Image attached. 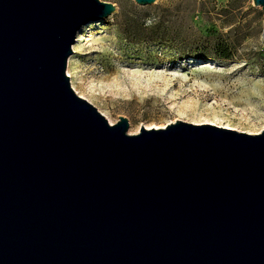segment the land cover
<instances>
[{"label":"water","instance_id":"water-1","mask_svg":"<svg viewBox=\"0 0 264 264\" xmlns=\"http://www.w3.org/2000/svg\"><path fill=\"white\" fill-rule=\"evenodd\" d=\"M115 11L0 0V264H264V131L131 135L73 90L78 34Z\"/></svg>","mask_w":264,"mask_h":264},{"label":"rangeland","instance_id":"rangeland-1","mask_svg":"<svg viewBox=\"0 0 264 264\" xmlns=\"http://www.w3.org/2000/svg\"><path fill=\"white\" fill-rule=\"evenodd\" d=\"M102 1L116 11L82 28L67 74L110 124L126 117L131 135L176 121L264 131V11L253 0Z\"/></svg>","mask_w":264,"mask_h":264},{"label":"bare ground","instance_id":"bare-ground-1","mask_svg":"<svg viewBox=\"0 0 264 264\" xmlns=\"http://www.w3.org/2000/svg\"><path fill=\"white\" fill-rule=\"evenodd\" d=\"M77 39H78V37H77ZM68 75L70 76L69 72H68ZM72 86H73V84H72ZM73 88H74V86H73ZM218 116H219V115H218ZM215 117H216V116H215ZM215 120H216V119H215ZM221 121H222V120H221ZM211 124L216 125V124L213 123V122H211ZM217 125H219V124H217ZM222 127L227 128V129H231V130L235 129L234 126H232V125H230V124H228V125H226V126H222Z\"/></svg>","mask_w":264,"mask_h":264},{"label":"trees","instance_id":"trees-1","mask_svg":"<svg viewBox=\"0 0 264 264\" xmlns=\"http://www.w3.org/2000/svg\"><path fill=\"white\" fill-rule=\"evenodd\" d=\"M223 58H228V57H223Z\"/></svg>","mask_w":264,"mask_h":264}]
</instances>
